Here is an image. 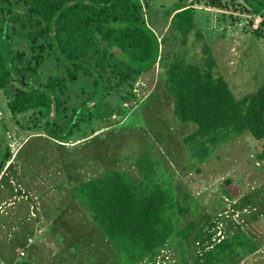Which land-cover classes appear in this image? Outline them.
Masks as SVG:
<instances>
[{"label":"trees","instance_id":"trees-1","mask_svg":"<svg viewBox=\"0 0 264 264\" xmlns=\"http://www.w3.org/2000/svg\"><path fill=\"white\" fill-rule=\"evenodd\" d=\"M151 1L0 0V89L7 97V114L15 120L25 115L26 128L43 130L65 142L81 124L91 123L94 117H111L123 102L135 103V83L158 64L163 67L159 75L163 89L173 98L172 114L179 123L196 125L182 138L195 160L202 161L217 146L245 134L259 143L250 153L252 166L264 164V81L236 98L217 71L209 43L197 26L193 5L201 1L183 2L164 12L171 40L159 37L148 25L144 10ZM202 2L251 14L248 27L257 15L264 25V0H226L224 5L220 0ZM256 32L263 33L261 28ZM169 40L178 45L171 54L165 50ZM196 41H201L198 58L192 49ZM115 92L119 101L110 105L108 98ZM153 92L147 100L153 99ZM5 127L1 116L3 133ZM150 149L143 147L134 159L129 158L138 169L137 178L127 171L104 169L68 185L69 199L90 226L86 233L102 243L93 246L100 258L91 256L86 261L177 264V257L178 264H236L262 246L260 234L247 235L240 229L214 237L218 224L207 212H192L196 218L182 223L189 210L188 194L179 201L172 172ZM10 157L9 148L0 147V172ZM4 177L0 176V185ZM15 192L28 194L21 189ZM252 222L259 226L258 217ZM31 225L36 229V224ZM246 229L252 231L251 223ZM59 246L63 253L73 251V257L79 249L78 243ZM66 259L61 253L59 260L65 263ZM23 262L19 257L17 264Z\"/></svg>","mask_w":264,"mask_h":264},{"label":"rangeland","instance_id":"rangeland-1","mask_svg":"<svg viewBox=\"0 0 264 264\" xmlns=\"http://www.w3.org/2000/svg\"><path fill=\"white\" fill-rule=\"evenodd\" d=\"M190 1L196 0H152L149 8L144 10L148 25L159 37L165 35L173 39L164 12ZM220 1L224 5L226 0ZM198 2L193 5L196 23L203 40L209 43L217 71L227 81L234 96L242 97L264 81V25L260 24L261 18L257 15L248 27L251 14L240 13L238 8L227 6L220 10L204 5L202 0ZM257 27L262 29L261 35L257 34ZM170 40L165 46L169 54L178 48ZM200 48L201 41H196L192 49L197 58L201 56ZM162 68L157 64L139 77L135 83L138 92L135 103L133 100L123 102L111 117L102 120L94 117L91 123L81 124L79 131L69 135L65 142L45 135L43 130L26 128L25 115L15 120L7 114V97L0 89V111L6 123V133L0 129V147L9 148L13 163L11 169L6 170V166L1 169L6 176L0 185V196L6 200L0 203V264H11L12 252L20 246L17 243H23L28 235L39 238L36 250L39 259L50 257L51 251L57 255L58 245L66 248L74 243L79 245L77 255L73 257L71 251L69 256L72 258L65 264H92L86 258H100L94 247L100 246L101 240L86 233L90 226L84 224L83 212L69 199L68 185L96 176L104 169L127 171L137 178L138 169L130 161L140 149L150 146L151 153H155L163 167L172 172L179 201L188 194L185 204L189 210L182 223L196 218L192 212H207L218 224L214 237L231 235L238 229L247 235L258 233L262 246L236 264H264V164L257 166L256 163L253 167L250 162V153L259 143L242 134L214 148L202 161L195 160V153L190 152L182 138L196 125L179 123L172 114L173 98L167 95L159 77L163 74ZM151 92L153 99L147 100ZM108 100L110 105L117 104V92ZM73 102L76 103L75 99ZM14 172L15 179L10 175ZM227 179L228 183L225 182ZM17 189L27 192V196L18 195ZM244 196L249 200H245L240 209ZM27 197H31V202ZM36 216H39L38 220ZM257 217L258 227L252 222ZM250 223L252 231L246 229ZM31 224H36V231ZM31 248L26 247L29 256ZM29 259L24 258L25 263ZM174 259L178 264L177 257Z\"/></svg>","mask_w":264,"mask_h":264},{"label":"crops","instance_id":"crops-1","mask_svg":"<svg viewBox=\"0 0 264 264\" xmlns=\"http://www.w3.org/2000/svg\"><path fill=\"white\" fill-rule=\"evenodd\" d=\"M11 158H12V155H11L10 159L4 165V166H6L5 167L6 170L9 169V166H10L9 163H12ZM2 172L3 171L0 172V176L1 175L6 176V173H4V172L2 173ZM10 175H11L12 178H14V179L16 178V173L15 174L14 173H11ZM10 183H11V181H10ZM5 200H6V198L2 199L0 203H3ZM35 231H36V229H35ZM32 238L34 239V241H32ZM36 238H37L36 235L35 236L28 235L26 237V240L23 241V243H21V242L17 243L20 246H19V248L16 247V252L15 251L12 252L14 258H13L11 264H17L19 257L26 258L24 256H27L28 255L27 252L25 251V249H26L27 246L28 247H32L31 248L32 249L31 250L32 254L29 256V258H30L29 261H27L26 263L24 261L22 264H35V263H37V264H65L66 262H70V260H71V258L69 256L70 255V252H68V250H67L65 253H63L64 252V248H61L59 245H58V248H57L58 251H59V252L57 251L58 252L57 255H53L52 254V251H51V256L50 257H46V258H43V259H39V253L38 252L36 253V250L38 249V239L39 238H37V239ZM29 239H31V240L29 241ZM20 251L21 252H24V255L23 256H19V252ZM48 253H49V250H48ZM61 253L67 256V259L66 260H63L65 263H63V262H61L59 260Z\"/></svg>","mask_w":264,"mask_h":264},{"label":"water","instance_id":"water-1","mask_svg":"<svg viewBox=\"0 0 264 264\" xmlns=\"http://www.w3.org/2000/svg\"><path fill=\"white\" fill-rule=\"evenodd\" d=\"M1 11H2V17H3V20H4V25L6 26V15L3 12V7H1Z\"/></svg>","mask_w":264,"mask_h":264},{"label":"built area","instance_id":"built-area-1","mask_svg":"<svg viewBox=\"0 0 264 264\" xmlns=\"http://www.w3.org/2000/svg\"><path fill=\"white\" fill-rule=\"evenodd\" d=\"M2 116V113H1V111H0V117ZM31 239H29V241H30ZM20 254H23V252H20Z\"/></svg>","mask_w":264,"mask_h":264},{"label":"clouds","instance_id":"clouds-1","mask_svg":"<svg viewBox=\"0 0 264 264\" xmlns=\"http://www.w3.org/2000/svg\"><path fill=\"white\" fill-rule=\"evenodd\" d=\"M2 112V111H1ZM2 116L4 117V114L2 113Z\"/></svg>","mask_w":264,"mask_h":264}]
</instances>
